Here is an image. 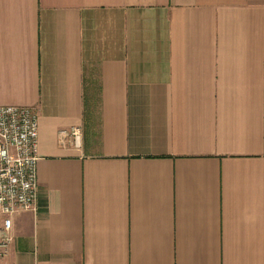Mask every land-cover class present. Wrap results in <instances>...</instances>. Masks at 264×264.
Masks as SVG:
<instances>
[{"label": "crops", "instance_id": "crops-1", "mask_svg": "<svg viewBox=\"0 0 264 264\" xmlns=\"http://www.w3.org/2000/svg\"><path fill=\"white\" fill-rule=\"evenodd\" d=\"M0 105L40 123L0 264H264V0H0Z\"/></svg>", "mask_w": 264, "mask_h": 264}, {"label": "built area", "instance_id": "built-area-1", "mask_svg": "<svg viewBox=\"0 0 264 264\" xmlns=\"http://www.w3.org/2000/svg\"><path fill=\"white\" fill-rule=\"evenodd\" d=\"M39 116L33 106L0 105V246L12 240L15 215L37 212ZM61 136L81 137L79 126L60 129Z\"/></svg>", "mask_w": 264, "mask_h": 264}]
</instances>
